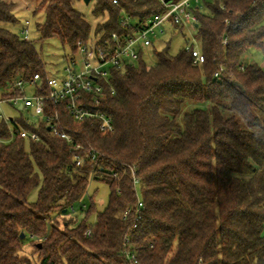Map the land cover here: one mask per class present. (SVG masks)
Masks as SVG:
<instances>
[{
  "label": "trees",
  "instance_id": "16d2710c",
  "mask_svg": "<svg viewBox=\"0 0 264 264\" xmlns=\"http://www.w3.org/2000/svg\"><path fill=\"white\" fill-rule=\"evenodd\" d=\"M35 1L34 13L45 12L40 41L57 38L74 54L80 42L133 35L121 26L124 11L141 22L164 12L160 0H95L93 16L104 21L93 30L75 8L80 0ZM15 8L0 0L1 24L18 23ZM197 15L202 66L186 48L171 55L167 42L153 45L154 66L141 51L136 64L112 70L101 107L113 133L50 103L47 113L60 116L72 143L44 121L0 119V264H131L127 237L141 264H264V68L245 58L264 53V0H205ZM37 74L45 84L37 47L0 27V101L22 95L16 81ZM89 149L97 159L78 167L76 153ZM91 180L111 188L102 212L93 199L83 206ZM139 198L145 209L133 230L122 214ZM78 204L81 215L70 216Z\"/></svg>",
  "mask_w": 264,
  "mask_h": 264
},
{
  "label": "built area",
  "instance_id": "2783aa9c",
  "mask_svg": "<svg viewBox=\"0 0 264 264\" xmlns=\"http://www.w3.org/2000/svg\"><path fill=\"white\" fill-rule=\"evenodd\" d=\"M141 2L144 0H134ZM205 0H160L164 6V12L155 14L144 21H139L127 14L125 11L121 16V26L126 30H133V35L121 38L113 34L111 39L103 41L91 39L80 42L77 47V54L81 60V68L78 63L71 59L65 69V76L61 78L48 77L46 83L41 82V76L35 75L31 80L25 81L20 78L16 81L13 92L22 95H13L0 101L1 106L6 104L20 110H32L36 116L42 118L53 135L59 139L72 143V137L62 129L60 116L50 114L46 111L47 103L64 106L69 116L75 123L97 124L102 133H113L115 125L113 119L102 110L101 101L104 97V84L110 83L112 70L124 69L128 65H134L139 61L140 52L147 47H153L156 41L166 35L168 29L173 31H183L189 34L187 51L193 56V63L202 66L206 62V57L202 52L199 36V17L197 10L202 8ZM116 3V1H115ZM28 24V23H27ZM22 34L29 40V31L25 29ZM224 40L223 45L226 46ZM244 70V67H242ZM224 68H220L214 74L219 78ZM31 86L34 89L32 96L25 95V87ZM47 87L44 93H38ZM22 107V108H21ZM0 119L14 123V117L9 118L0 113ZM11 133L13 129L11 127ZM22 138H31L33 141L40 140L36 133L21 131ZM81 146H75L74 150L79 151ZM98 153L89 149L85 156L75 155V162L78 167H82L88 160H96ZM114 176H117L114 174ZM133 181L136 186L139 179L133 174ZM145 206L139 198L138 204L128 209L122 214L124 221L133 220L132 229H137V222L141 219ZM90 235V233H87ZM134 244L130 237L126 238L125 256L131 264H141L137 258Z\"/></svg>",
  "mask_w": 264,
  "mask_h": 264
},
{
  "label": "rangeland",
  "instance_id": "374dc122",
  "mask_svg": "<svg viewBox=\"0 0 264 264\" xmlns=\"http://www.w3.org/2000/svg\"><path fill=\"white\" fill-rule=\"evenodd\" d=\"M16 3L15 14L18 18V23L15 25L12 24H1L0 27L7 28L17 34L22 38H25L22 32L25 29L29 31V40L39 50L41 57L45 63V70L48 77L61 78L65 76V69L69 65L71 59H74L78 63V68H81V60L77 53H72L68 48H63L62 44L57 38L48 39L46 41H40V32L38 30V25L44 23L45 21V12L41 10L38 13H34L36 8L35 0H13ZM95 6V0H91L87 4L84 0L77 1L75 3V8L81 12L85 18L92 24L93 30L94 27L104 21L103 19H96L93 16V8ZM28 23V24H27ZM189 34L185 31H173L168 29L165 36L160 40L155 42V47L158 50H161L167 42L170 45V54L177 55L182 49L187 47V39ZM145 52V61L148 66L152 67L156 64L157 58L153 53L152 47H147L144 49ZM247 64L256 63L260 67L264 68V53L258 50H252L249 54V58L246 59ZM34 89L31 86L25 87V95L32 96ZM194 106L187 105L184 109L185 112L192 109ZM4 116L9 118H16L24 115L29 118L30 121L34 123L43 122L42 118L36 116L32 110H20L18 108H13L6 104L1 106V111ZM111 194V188L104 182L98 180H91L88 186L87 194L83 200V206L89 208L93 202L95 203L97 212L104 211L109 202ZM38 197V189L34 190L28 198L29 203L36 202ZM85 209V210H86ZM81 215L80 204L75 206V212H71L70 216L76 217ZM96 219V215L91 219L93 222ZM28 248V246L26 247Z\"/></svg>",
  "mask_w": 264,
  "mask_h": 264
},
{
  "label": "water",
  "instance_id": "95a60500",
  "mask_svg": "<svg viewBox=\"0 0 264 264\" xmlns=\"http://www.w3.org/2000/svg\"><path fill=\"white\" fill-rule=\"evenodd\" d=\"M87 4H89L91 2V0H84ZM172 0H167V3H170ZM22 108V107H21ZM50 130V128H49ZM24 237V235H22V238Z\"/></svg>",
  "mask_w": 264,
  "mask_h": 264
},
{
  "label": "crops",
  "instance_id": "0c3cea01",
  "mask_svg": "<svg viewBox=\"0 0 264 264\" xmlns=\"http://www.w3.org/2000/svg\"><path fill=\"white\" fill-rule=\"evenodd\" d=\"M245 58H246V59H248V58H249V56L247 55V56H245Z\"/></svg>",
  "mask_w": 264,
  "mask_h": 264
}]
</instances>
